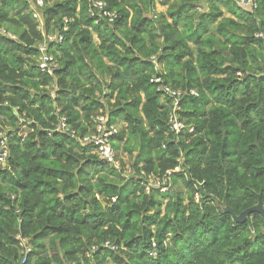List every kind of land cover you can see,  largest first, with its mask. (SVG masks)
<instances>
[{
	"label": "trees",
	"instance_id": "1",
	"mask_svg": "<svg viewBox=\"0 0 264 264\" xmlns=\"http://www.w3.org/2000/svg\"><path fill=\"white\" fill-rule=\"evenodd\" d=\"M42 1L0 0V264L20 263L17 236L22 264H264V218L220 212L258 193L264 207V0ZM93 1L116 18L91 16ZM153 74L184 92L192 131L170 130ZM97 116L128 175L81 140Z\"/></svg>",
	"mask_w": 264,
	"mask_h": 264
},
{
	"label": "built area",
	"instance_id": "2",
	"mask_svg": "<svg viewBox=\"0 0 264 264\" xmlns=\"http://www.w3.org/2000/svg\"><path fill=\"white\" fill-rule=\"evenodd\" d=\"M157 1V0H156ZM238 5L245 9L253 10L256 7L257 0H234ZM37 4L41 6L43 4L42 0H37ZM89 14L91 16H97V18H105L109 22H112L116 18V14L113 11H110L103 1H93L91 4V7L89 9ZM33 15L38 17L37 12H33ZM5 32L9 37L14 38L15 36L11 33L2 30ZM256 37H260L264 39V32H257L255 34ZM55 37L50 36V39L53 40ZM62 38L58 37V41H60ZM40 51L41 55L39 57V69L41 71L48 72L49 74L52 73L53 69L56 67V61L53 58V56L48 55L45 51V46L40 45ZM151 82H154L157 84V90L160 91L163 95L168 96L172 100V107L171 112L169 114L168 118V126L172 132L175 134L179 133L182 129H186V125L184 122L178 119L177 116V109L179 108V102L182 99V96L184 95V92L179 89H174L170 87L169 85L162 82V79L157 74H153L150 78ZM189 93L191 95H197L195 90L190 89ZM188 131H192L193 127H188ZM57 130H62L71 133L72 136H74V131L69 130L65 119L60 118V121L57 123ZM117 132V127L114 125L107 126V120L103 116H97L96 117V125L94 132L90 133L89 135H86L81 140L82 141H90L93 143L95 152L97 153V156L99 159L104 161L107 164L112 165L116 169H119V161L116 158V152L111 144V138L115 133ZM8 156V151L6 148V142L4 138H0V161L2 163L5 162L6 158ZM178 168H176L177 170ZM166 176L164 178H158L150 176L146 178L145 182V190L146 192H149L152 188H160L162 191H165L168 188V185H166V179L168 178V174H170V171L166 172ZM114 200V198H112ZM19 241V246L21 247V253L22 258L20 263L22 264L25 262L27 254L31 251V244L29 240L23 237L17 236ZM105 246H111L108 242L105 243ZM153 246H155L153 244Z\"/></svg>",
	"mask_w": 264,
	"mask_h": 264
},
{
	"label": "water",
	"instance_id": "3",
	"mask_svg": "<svg viewBox=\"0 0 264 264\" xmlns=\"http://www.w3.org/2000/svg\"><path fill=\"white\" fill-rule=\"evenodd\" d=\"M220 212L230 214L237 223L245 222L248 216L253 213H257L264 218V207L261 201L260 193L257 194V203L244 209L239 214H236L232 207H230L228 204L221 206Z\"/></svg>",
	"mask_w": 264,
	"mask_h": 264
},
{
	"label": "rangeland",
	"instance_id": "4",
	"mask_svg": "<svg viewBox=\"0 0 264 264\" xmlns=\"http://www.w3.org/2000/svg\"><path fill=\"white\" fill-rule=\"evenodd\" d=\"M162 9H163V7H161L159 5L157 11H160ZM117 158H118L119 161H121V160L124 161V163H123V171L122 172H123V174L128 175L129 174L128 171H129L130 167H129V160L127 158V155L124 152L120 151V152L117 153Z\"/></svg>",
	"mask_w": 264,
	"mask_h": 264
}]
</instances>
